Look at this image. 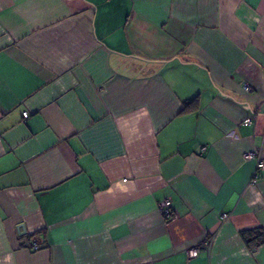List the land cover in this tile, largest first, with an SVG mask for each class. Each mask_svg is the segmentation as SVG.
I'll return each mask as SVG.
<instances>
[{"label": "crops", "instance_id": "1", "mask_svg": "<svg viewBox=\"0 0 264 264\" xmlns=\"http://www.w3.org/2000/svg\"><path fill=\"white\" fill-rule=\"evenodd\" d=\"M248 151L264 0H0V264H264Z\"/></svg>", "mask_w": 264, "mask_h": 264}, {"label": "built area", "instance_id": "2", "mask_svg": "<svg viewBox=\"0 0 264 264\" xmlns=\"http://www.w3.org/2000/svg\"><path fill=\"white\" fill-rule=\"evenodd\" d=\"M243 87L247 91L251 90V87L248 84H245ZM28 116H29V113L27 111H24L23 112V118H27ZM251 122L252 121L250 118H245L243 120L244 124H250ZM205 149H206V146H202L201 152L205 151ZM244 156H245V158H253V157L256 158L255 173H254V177H253V181H255L259 177V174L261 172H264V158L256 157L257 155L254 151H248L244 154ZM158 209H159L160 213L163 215V217H165V219H169L173 216V212H172V208H171V201L169 199H164L161 202H159ZM227 216L228 215L226 213L222 214L223 219H226ZM208 245H209V241L206 240L199 245H195L194 247L189 248L186 252L187 258L192 259V258L196 257L198 255V253L200 252V250L203 248H207ZM32 248L34 250H37L39 248L38 243L33 242Z\"/></svg>", "mask_w": 264, "mask_h": 264}, {"label": "trees", "instance_id": "3", "mask_svg": "<svg viewBox=\"0 0 264 264\" xmlns=\"http://www.w3.org/2000/svg\"><path fill=\"white\" fill-rule=\"evenodd\" d=\"M245 243L252 249L264 244V229L255 228L241 231Z\"/></svg>", "mask_w": 264, "mask_h": 264}]
</instances>
